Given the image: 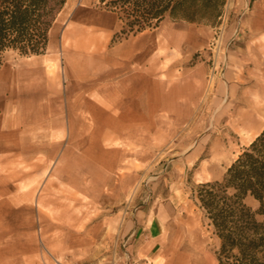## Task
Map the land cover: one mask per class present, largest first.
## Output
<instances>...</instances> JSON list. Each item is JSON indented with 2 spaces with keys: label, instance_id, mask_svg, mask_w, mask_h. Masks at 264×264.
<instances>
[{
  "label": "rangeland",
  "instance_id": "rangeland-1",
  "mask_svg": "<svg viewBox=\"0 0 264 264\" xmlns=\"http://www.w3.org/2000/svg\"><path fill=\"white\" fill-rule=\"evenodd\" d=\"M255 6L227 0L216 25L166 19L126 35L100 0H67L45 53L5 54L0 264H220L195 190L264 129ZM16 70L23 83L5 89ZM158 211L152 249L137 228Z\"/></svg>",
  "mask_w": 264,
  "mask_h": 264
},
{
  "label": "trees",
  "instance_id": "trees-1",
  "mask_svg": "<svg viewBox=\"0 0 264 264\" xmlns=\"http://www.w3.org/2000/svg\"><path fill=\"white\" fill-rule=\"evenodd\" d=\"M129 35L164 20L216 25L227 0H100ZM67 0H0V68L5 54L46 52ZM195 197L220 240V264H264V129L228 168L222 180L200 183ZM252 197L254 207L247 202Z\"/></svg>",
  "mask_w": 264,
  "mask_h": 264
},
{
  "label": "crops",
  "instance_id": "crops-1",
  "mask_svg": "<svg viewBox=\"0 0 264 264\" xmlns=\"http://www.w3.org/2000/svg\"><path fill=\"white\" fill-rule=\"evenodd\" d=\"M259 3V5H261V3H263V1H259L257 2V4ZM254 18L255 21H261L259 24V29L264 30V11H262V9L258 6H255V10H254ZM256 25H258L256 23ZM142 33V32H141ZM143 71V69H142ZM141 71V72H142ZM139 75V74H138ZM137 76V75H136ZM135 76H132L131 79H133V83L131 85V89L129 87H126L125 90V94H124V98L126 99H134L136 98V96L134 95L136 92H134V87L136 88L137 84L139 83V81L137 79H135ZM141 97H143V92ZM117 99H123V96H118ZM141 223V221H139ZM143 224H140L138 226L137 229H142L144 231V233H147V236L152 239V240H156L155 245H153L154 249L159 243L158 240L161 237V235H163V231H164V218L162 216V214L160 213V211H158V214L155 213V215L149 220H143L142 221ZM138 231V230H137Z\"/></svg>",
  "mask_w": 264,
  "mask_h": 264
},
{
  "label": "bare ground",
  "instance_id": "bare-ground-1",
  "mask_svg": "<svg viewBox=\"0 0 264 264\" xmlns=\"http://www.w3.org/2000/svg\"><path fill=\"white\" fill-rule=\"evenodd\" d=\"M46 60V59H45ZM27 62H28V60H27ZM34 62V61H33ZM36 62H38V61H36ZM35 63V62H34ZM36 64V63H35ZM38 64V63H37ZM27 65V64H26ZM19 68V67H18ZM2 75V74H1ZM24 75H25V72L24 73H21V72H17V70L16 71H13V72H11V73H9V74H6L5 75V81H6V88L5 89H16L17 88V86H19V85H21L22 83H23V80H24ZM19 84V85H18ZM255 84V83H254ZM253 84V85H254ZM260 86H261V88H260V90H258L257 92H256V95H255V104L253 105V107H252V110H253V112H256V109H260V101L261 100H259L261 97H263L264 98V83H261L260 84ZM259 88V87H258ZM248 92H249V90H248ZM10 93V92H9ZM19 94V93H18ZM253 95V94H252ZM249 96V95H248ZM14 97V96H13ZM253 97V96H252ZM248 98V97H247ZM246 101L249 103V104H251L250 102H252L253 100H250V98L249 99H246ZM241 104V103H240ZM262 106V105H261ZM263 107V106H262ZM245 110V109H244ZM246 111V110H245ZM260 113V112H259ZM262 113V112H261ZM251 115V114H250ZM253 115V114H252ZM193 246V245H192ZM196 247V246H195ZM194 248V247H193ZM195 250V249H194ZM193 250V251H194ZM194 253H196V251L194 252ZM194 262H195V264H213V263H211V261H208V260H204V261H198V260H194Z\"/></svg>",
  "mask_w": 264,
  "mask_h": 264
}]
</instances>
